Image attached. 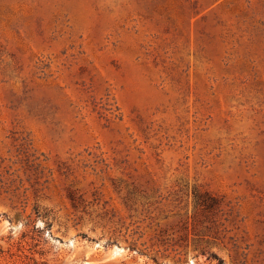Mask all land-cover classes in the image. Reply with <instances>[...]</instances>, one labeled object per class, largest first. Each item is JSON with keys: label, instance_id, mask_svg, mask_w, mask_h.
Listing matches in <instances>:
<instances>
[{"label": "rangeland", "instance_id": "rangeland-1", "mask_svg": "<svg viewBox=\"0 0 264 264\" xmlns=\"http://www.w3.org/2000/svg\"><path fill=\"white\" fill-rule=\"evenodd\" d=\"M0 208V264H264V0H0Z\"/></svg>", "mask_w": 264, "mask_h": 264}, {"label": "clouds", "instance_id": "clouds-1", "mask_svg": "<svg viewBox=\"0 0 264 264\" xmlns=\"http://www.w3.org/2000/svg\"><path fill=\"white\" fill-rule=\"evenodd\" d=\"M3 211H5V209L0 208V212H3ZM22 228H23V225H22V224L19 225V226H17V227H15V228L12 230V234H13V236H18V234H19V232L22 230ZM6 231H7V224L4 225V231H0V235H4Z\"/></svg>", "mask_w": 264, "mask_h": 264}]
</instances>
